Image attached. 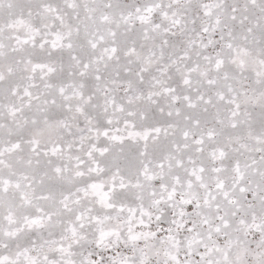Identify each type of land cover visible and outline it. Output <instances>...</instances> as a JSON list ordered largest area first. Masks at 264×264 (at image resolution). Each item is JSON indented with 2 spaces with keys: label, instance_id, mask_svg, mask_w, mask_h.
<instances>
[{
  "label": "snow or ice",
  "instance_id": "6c2138e0",
  "mask_svg": "<svg viewBox=\"0 0 264 264\" xmlns=\"http://www.w3.org/2000/svg\"><path fill=\"white\" fill-rule=\"evenodd\" d=\"M0 264H264V0H0Z\"/></svg>",
  "mask_w": 264,
  "mask_h": 264
}]
</instances>
